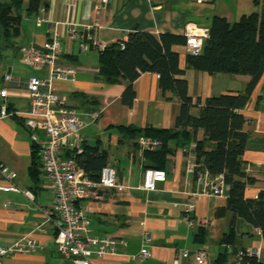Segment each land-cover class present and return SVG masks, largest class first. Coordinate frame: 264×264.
I'll use <instances>...</instances> for the list:
<instances>
[{
	"label": "crops",
	"instance_id": "crops-1",
	"mask_svg": "<svg viewBox=\"0 0 264 264\" xmlns=\"http://www.w3.org/2000/svg\"><path fill=\"white\" fill-rule=\"evenodd\" d=\"M29 1L22 0L19 35L14 40L18 44L14 43L11 55L0 65V89L8 88L10 92L7 98L10 110L24 112L28 100L21 84L28 78L47 74V68L27 67L22 49L41 50L46 41L56 36L62 48L58 64L74 66L77 74L74 81L57 83L55 88L84 123L77 138L61 146V156L71 158L84 146L97 148L106 154L107 165L114 168L117 183L124 188L120 193L100 190L96 196L90 194L76 203V208L88 219L90 235L116 242L114 254L100 259L92 256L90 264H195L193 253L197 250L207 252L205 264H217L220 256L224 258L221 264H234L235 252L246 249L259 250L256 259L264 263V238L260 231L226 208L229 185L224 184L219 195L200 196L194 201L191 216L185 213L191 203L190 194L196 191L192 178L185 174V166L188 159H196L195 141L203 139L201 130L186 146L170 143L172 153L167 156L165 182L158 183L154 192L142 188L148 160L138 146H133L135 139L125 136L117 127L173 129L179 101L171 94L167 95L171 101L163 100L158 76L141 74L133 83L136 94L133 105L125 108L121 104L124 85H109L98 79L99 51L81 53L68 39L71 27L82 31L95 23L99 27H92L90 32L107 46L127 40L134 31L184 36L186 26L194 25L208 33L213 17H223L232 24L242 16L261 14L264 0H108L99 12L95 8L100 0H40L38 11L30 13L26 11ZM174 50L179 55L188 95L196 104L191 110L193 116L198 115L205 99L245 90L247 76L195 71L186 65L185 46H176ZM5 75L11 78L8 84L2 82ZM240 114L245 118L247 134L242 156L244 172L255 180L254 185L246 187L245 198L254 199L264 190V73ZM26 123L22 117L0 121V163L16 173L12 184L19 189V192L0 190V248L11 247L23 238L34 240L37 248L25 255L4 258L1 264H72L56 253L55 231L44 216L53 203L51 185L41 168L37 182L28 175L35 144L30 140ZM37 136L43 137L40 132ZM211 149L212 144H207L206 150ZM189 181L190 188L185 186ZM24 192H29L32 199L24 196ZM6 203L9 205L5 206ZM232 222L234 241L232 245L222 244L221 239L229 233ZM200 230L204 231V240L199 244L195 235ZM144 239L149 240L147 245ZM142 248L151 257L144 261L131 259ZM183 251L190 252L188 258L180 256Z\"/></svg>",
	"mask_w": 264,
	"mask_h": 264
},
{
	"label": "trees",
	"instance_id": "trees-1",
	"mask_svg": "<svg viewBox=\"0 0 264 264\" xmlns=\"http://www.w3.org/2000/svg\"><path fill=\"white\" fill-rule=\"evenodd\" d=\"M40 0H30L27 12H37ZM22 0L0 2V46L6 44L14 48V40L19 35ZM119 42V41H118ZM118 42L99 51L98 79L109 85L123 84L121 104L131 108L136 98L133 83L144 73L156 74L162 98L171 94L179 101V112L173 129H144L118 126V130L134 140L150 138L160 143L155 151H145L144 157L152 162L155 169L167 170V156L172 153L170 143L186 146L197 131L203 132V139L195 141L196 161L211 174H223L225 184L230 186L226 208L235 217L258 229L264 238V190L256 198H245L247 186L255 180L244 172L242 156L246 147L247 134L244 131L245 118L240 111L247 105L251 93L264 73V11L261 14L242 16L230 24L225 18L215 16L203 43L200 55L186 56V65L195 71L210 75H241L249 81L243 92L228 93L204 100L198 115L191 110L196 106L187 92V82L179 67L176 46H185L181 35L162 33L153 35L134 31L128 35L121 49ZM198 103V102H197ZM212 144L210 151L206 145ZM39 148L32 147L31 164L28 168L30 179L37 182L39 168ZM77 166L92 181H97L102 168L107 166V157L97 148L84 146L80 153L71 155ZM233 222L230 231L221 239L222 244L232 245L234 241ZM204 231L195 235L196 243H203ZM239 252V251H238ZM238 252H235V260ZM224 261L217 259V264ZM241 264H264L255 257L245 256Z\"/></svg>",
	"mask_w": 264,
	"mask_h": 264
},
{
	"label": "built area",
	"instance_id": "built-area-1",
	"mask_svg": "<svg viewBox=\"0 0 264 264\" xmlns=\"http://www.w3.org/2000/svg\"><path fill=\"white\" fill-rule=\"evenodd\" d=\"M194 2L207 0H191ZM108 0H100L95 10L99 12ZM93 26H85L82 31L71 27L68 31V39L74 43L81 53L90 50L102 51L107 45L96 40L95 35L90 31ZM205 31L198 30L194 25H188L184 31L185 48L188 54L200 55L204 40L207 37ZM127 40H121L118 45L124 49ZM24 64L35 70L47 68L44 77H31L23 82L22 88L24 96L28 100V108L24 112L10 110L7 98L10 95L8 88L0 89V121L22 117L27 120L26 127L30 131V140L39 148V162L41 169L49 181L53 203L51 207L44 211V216L53 225L55 231L56 253L71 261L72 264H90V258L95 256L100 259L106 255L114 254L116 242L106 237H95L89 234L87 217L76 208V203L100 190H113L116 193L123 192L122 185L117 183L116 172L110 165L105 166L99 173L98 180H90L84 172L77 166L73 158H63L61 156V146L65 143H72L77 138V132L83 126L77 112L69 106L57 94L55 84L61 82H72L76 78L77 69L71 65H60L58 60L62 54L60 40L53 36L46 41L41 50L34 47L22 49ZM11 81L9 75L2 79L4 84ZM42 133L39 138L37 133ZM140 153L145 151H155L160 147V143L150 138L140 137L137 140ZM185 174L192 178L196 191L190 194V202L185 213L188 216L194 211V201L202 195H219L221 188L225 184L223 174L211 175L201 163L190 158L186 162ZM166 172L154 168H146L142 174V188L147 192H154L158 183L166 180ZM15 172L10 171L0 163V190L3 192H19L12 181L16 179ZM186 187L191 186L190 181L185 183ZM24 196L32 199L29 192H24ZM6 203L5 206H8ZM189 225L193 222L190 220ZM149 243L144 239V245ZM37 248L34 240L23 238L11 247L0 248V264L4 258H11L15 255H25ZM259 250H241L237 254L235 264H241V259L245 256L257 257ZM190 252L183 251L180 256L188 258ZM195 264H205L207 252L197 250L193 253ZM150 252L142 248L140 252L131 259L141 261L148 260Z\"/></svg>",
	"mask_w": 264,
	"mask_h": 264
},
{
	"label": "rangeland",
	"instance_id": "rangeland-1",
	"mask_svg": "<svg viewBox=\"0 0 264 264\" xmlns=\"http://www.w3.org/2000/svg\"><path fill=\"white\" fill-rule=\"evenodd\" d=\"M8 0H0V2L4 3V2H7ZM15 44H18L16 42H14ZM12 50H14L13 48H8L6 47V44H2L0 46V55H1V58H0V65L3 61H5L6 59L9 58V56L11 55V52Z\"/></svg>",
	"mask_w": 264,
	"mask_h": 264
},
{
	"label": "water",
	"instance_id": "water-1",
	"mask_svg": "<svg viewBox=\"0 0 264 264\" xmlns=\"http://www.w3.org/2000/svg\"><path fill=\"white\" fill-rule=\"evenodd\" d=\"M145 164H146V167H147V168H155L154 164L149 163V161H146Z\"/></svg>",
	"mask_w": 264,
	"mask_h": 264
}]
</instances>
